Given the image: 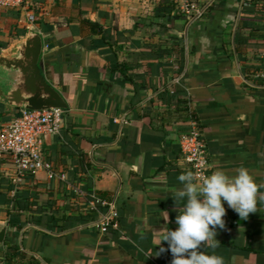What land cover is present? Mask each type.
<instances>
[{
    "label": "crops",
    "instance_id": "1",
    "mask_svg": "<svg viewBox=\"0 0 264 264\" xmlns=\"http://www.w3.org/2000/svg\"><path fill=\"white\" fill-rule=\"evenodd\" d=\"M189 1L205 5L198 19L181 14L183 0L0 9V55L37 33L41 73L67 104L59 133L43 141L50 171L18 180L0 160V255L20 251L22 264H171L167 250L155 255L166 243L155 245L158 230L176 228L177 177L190 171L178 138L191 120L209 174L243 167L257 186V211L242 221L224 204L219 245L197 251L223 264H264V0ZM14 111L0 101V126ZM71 188L114 201L118 229L99 233L105 208L88 211ZM14 199H25L13 219L20 230L9 224Z\"/></svg>",
    "mask_w": 264,
    "mask_h": 264
},
{
    "label": "clouds",
    "instance_id": "2",
    "mask_svg": "<svg viewBox=\"0 0 264 264\" xmlns=\"http://www.w3.org/2000/svg\"><path fill=\"white\" fill-rule=\"evenodd\" d=\"M182 185L175 192L173 201L179 206L174 218L175 230L167 226L158 230L156 245L166 243L167 249L159 247L155 255L166 250L171 254V264H223L221 257L198 252L197 249H215L216 229L224 228L222 217L227 205L240 220H246L257 211V186L247 169L236 168L229 176L222 170L209 175H196L187 171L177 177ZM166 222L167 214L165 213Z\"/></svg>",
    "mask_w": 264,
    "mask_h": 264
},
{
    "label": "built area",
    "instance_id": "3",
    "mask_svg": "<svg viewBox=\"0 0 264 264\" xmlns=\"http://www.w3.org/2000/svg\"><path fill=\"white\" fill-rule=\"evenodd\" d=\"M28 3L29 0H0V9L17 10L26 7ZM204 7L205 5L196 6L189 0H183L179 10L188 20H195L201 17ZM27 20L33 22L34 16L28 14ZM260 78L264 84V69ZM62 122L63 110H18L17 116L0 126V160L5 159L10 163L18 180L34 177L42 170L50 171V165L42 153L43 141L48 136L57 135ZM178 144L182 160L196 175L197 181L200 174L209 175L205 146L194 121L188 122L178 138ZM59 178L65 180L64 175ZM72 191L83 197L88 211L97 213L100 207L105 208L104 213H99L95 224L99 233L118 229V213L114 201H101L93 193H83L77 188Z\"/></svg>",
    "mask_w": 264,
    "mask_h": 264
},
{
    "label": "water",
    "instance_id": "4",
    "mask_svg": "<svg viewBox=\"0 0 264 264\" xmlns=\"http://www.w3.org/2000/svg\"><path fill=\"white\" fill-rule=\"evenodd\" d=\"M42 38L34 32L0 55V101L16 110H66L64 99L45 81L40 67ZM5 230L0 231V244Z\"/></svg>",
    "mask_w": 264,
    "mask_h": 264
},
{
    "label": "trees",
    "instance_id": "5",
    "mask_svg": "<svg viewBox=\"0 0 264 264\" xmlns=\"http://www.w3.org/2000/svg\"><path fill=\"white\" fill-rule=\"evenodd\" d=\"M90 26L94 27V25L88 23ZM18 115V110L13 112V117ZM12 117V118H13ZM25 198V197H24ZM25 199H14L10 202V209H9V216H10V226L14 227L16 230H20L19 224L15 223L13 219L18 220L20 217V212L24 209L25 204H24ZM23 254L20 251L12 250V252L5 253L0 255V262L2 264H22L20 263L21 258ZM31 264H36L35 262H32Z\"/></svg>",
    "mask_w": 264,
    "mask_h": 264
}]
</instances>
